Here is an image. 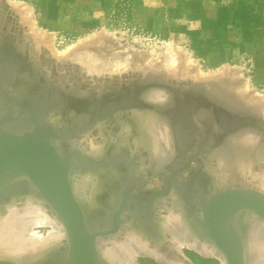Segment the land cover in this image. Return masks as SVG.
Returning <instances> with one entry per match:
<instances>
[{
    "label": "bare ground",
    "instance_id": "obj_1",
    "mask_svg": "<svg viewBox=\"0 0 264 264\" xmlns=\"http://www.w3.org/2000/svg\"><path fill=\"white\" fill-rule=\"evenodd\" d=\"M10 9L9 0H0V117L7 118L2 128L22 135L34 128V122L45 126L55 136L51 142L60 153L78 157L79 162L73 166V173L78 167L95 166L94 159L98 161L105 156L112 157L117 151L119 153L107 162L111 167L100 171L95 180L89 175H70L74 195L93 230H111L123 194L130 197L131 201L122 211L117 230L97 240L101 263L138 264L135 257L141 256L167 264H194L183 259L185 257L181 249L186 246L204 257L228 264L225 255L215 244L203 237L201 203L205 198L226 191L237 183L250 187L264 182V135L249 130L252 122L246 120L247 128L238 131V135L229 136L231 140L223 148L219 144L222 137L216 136L218 132L215 133L217 123L204 125L199 120L205 117V109H199L198 115L191 117V122L187 123L191 130H185L176 121L171 123L168 116L165 119L156 111L142 110L140 107L131 109L127 104L128 109L124 108L127 110L119 113V117L110 115L112 118L109 117V121L100 120L95 114L98 108H94L93 102L102 101L108 108H121L123 101L116 103L113 99L133 94L132 90L138 83L132 74L126 69H117L88 57L84 52L69 56L76 61L75 65L63 64L67 54H54L50 50V43L42 39L43 32L42 35L35 31L26 18L21 17L22 27H17L9 14ZM27 32H31L34 38L32 44L24 41ZM23 41L26 44L24 47H28L39 66L38 63L35 66L28 62L19 63L21 54L15 47ZM153 61L150 60L144 66L140 64L136 70L144 76L154 70ZM174 61L165 60L164 77L166 82L175 87L188 77L202 84L214 78L198 74L193 76L188 71V65L180 70V65ZM38 67L42 68L41 74L36 72ZM46 75L54 80V84L56 79L59 86L45 87L43 76ZM155 82L159 84L163 81L157 79ZM223 86L215 87L230 99H235V96L239 98V94L245 93V90L239 89L238 96L233 95ZM150 91L149 101L162 105L169 103L172 98L179 102V112L184 115L189 93H174L161 88ZM81 116L82 119L87 118L84 121L86 123L81 121ZM122 116H129L130 119H123ZM261 117L264 130V114ZM218 122L226 133L230 126L239 125L241 121L221 116ZM111 140L113 144L115 142V152L110 151ZM61 145L70 146V149H64L65 146ZM119 146L131 147L130 159L135 157L134 153L141 151L147 157L141 163L137 158L128 159L129 165L122 169L121 164L128 161L118 149ZM178 152L185 156L168 169L172 164V155ZM89 155L94 159L91 160ZM162 165L165 169L161 168ZM91 181L94 183L91 184ZM36 227L51 230L45 235L36 232ZM236 228L244 240L245 263L264 264V219L245 210L239 214ZM58 245L63 248L57 251L54 248ZM68 250V237L63 223L31 183L18 179L5 189L0 197V264H67Z\"/></svg>",
    "mask_w": 264,
    "mask_h": 264
},
{
    "label": "rangeland",
    "instance_id": "obj_2",
    "mask_svg": "<svg viewBox=\"0 0 264 264\" xmlns=\"http://www.w3.org/2000/svg\"><path fill=\"white\" fill-rule=\"evenodd\" d=\"M9 2L13 9L9 10V14L14 19L13 23L22 27L21 17L23 19L26 18L28 23L33 25L35 31L40 34L43 32L42 39L44 38L50 43V50L54 54L59 53L57 55L61 54L63 56L67 54L62 61L63 64L75 65L76 61L71 60L69 56L73 55V53L84 52L88 57L96 58L98 61L117 69H126L130 75L132 74V78L138 83L135 85V90H132L133 94L125 95V97L120 96L117 100L113 99L116 103L123 101L124 104L121 108L116 106L108 108L104 103H101L102 101L93 102L94 108H98L95 114L99 119L109 121V117L112 115L117 116L119 113H125L128 109L127 104L130 105L129 108L131 109L140 107L139 109L142 110L156 111L164 118L168 116L171 123L176 121L185 130H191L190 127L188 128L187 123L191 122L192 116H197L200 110L205 109V117L203 119L199 117V120H202L204 125L217 123H215V126L218 127L215 133L218 132L216 136L220 135L222 137L219 144L223 148L231 140L229 136L238 135L242 129L247 128V126L245 127L246 120H251L252 122L249 130L264 135L262 133L264 130L261 117L264 114V14L259 13L253 19H250L251 16H249V22L251 23H247V28L242 30L235 22L246 17L238 14V12H235L234 15L221 16L220 13H217V6L222 3L220 0H9ZM233 2L238 8L245 7L247 3L245 0H234ZM261 10V7H259V11ZM229 17L232 18L231 21H234V25L231 29H225L219 24V20ZM18 21L20 22L19 24ZM27 34L28 32L24 35V39L26 38L24 41L27 40L28 43L32 44L34 38L31 32V35L28 34L27 36ZM28 38H31V41ZM24 41L15 47L16 51L21 54L19 63L27 64L28 62L33 63L35 66L38 61L30 55L28 47L25 48L26 44ZM166 59L169 61H174L175 59L181 67L180 70H184V67L188 65L190 68L188 71L192 72L193 76L198 74L214 78L209 81H203L202 84V82H194L193 77H188L187 80L184 79V81L182 79L179 82L181 86L176 85L175 87V85L173 86L165 81L164 71L166 70L164 64ZM150 60H154V70L142 76L136 69L140 64L144 66ZM37 66H39V63ZM37 69L36 72L41 74L42 68L38 67ZM82 72L86 75L84 70ZM137 78L139 79L137 80ZM157 79L163 82L155 84L158 83L155 82ZM43 80H46L45 82L43 81L45 87L59 86L56 79L54 84V80L51 77L49 78V75L43 76ZM152 83L155 85H152ZM215 86H223L233 95L237 94V96L239 89L245 90V93L239 94L241 96L239 98L235 96V99H230L225 94L220 93ZM140 88L142 90L145 89L144 92L140 91ZM159 88L171 90L174 93L177 91L189 93L188 100L186 99L187 106H184V115L180 114L181 111L179 112V102H175L172 98L169 103L162 104L163 106L155 105V103L149 101L150 90ZM214 90H217L216 94ZM136 91L140 94L138 95ZM227 95L230 96L229 94ZM138 98L140 99L138 100ZM145 104L147 105L146 107ZM207 116L208 118H206ZM221 116L233 121L237 119L241 122L239 125L233 124V126H230V130L225 133V130H222L218 122ZM257 116L260 117L257 118ZM80 118L83 122L87 120V118L84 119L85 117L82 119V116ZM126 118L130 119L129 116L123 117V119ZM258 129L261 133L258 132ZM75 140L79 139L75 138ZM194 142L196 141L194 140ZM114 145L115 142L113 144L111 140L109 144L111 146L110 151L115 152L114 147L116 145ZM61 146H65L64 149H70V146ZM119 147L118 149L125 154V158L128 161L121 164L122 169L124 167L125 169L127 168L131 159L137 158L141 163L147 157V154L140 150L141 152L134 153L133 156L135 157L130 159L132 155V152L130 153L132 151L131 147ZM117 154H119L118 151L114 155L117 157ZM114 155L112 157L105 156V159L98 161L89 155L91 160L94 159L95 166L78 167L79 170H74V173H71H73V176L79 177L89 175L95 180L96 176H99L100 171L111 167L107 162L111 161ZM184 156L183 153L179 154V152L173 154L172 160L170 159L172 164L168 169L180 162ZM70 183L73 188L71 179ZM92 183L94 182L91 181ZM238 184L227 188V190L243 188L264 194V182L255 186L251 185L250 187ZM50 230L51 228H35L36 232H41L45 235ZM62 248V245H58L54 249L58 251ZM181 251L185 257L182 258L194 264L220 263L218 259L204 257L186 246ZM135 261L138 264H167L154 258H143L141 256H136Z\"/></svg>",
    "mask_w": 264,
    "mask_h": 264
},
{
    "label": "water",
    "instance_id": "obj_3",
    "mask_svg": "<svg viewBox=\"0 0 264 264\" xmlns=\"http://www.w3.org/2000/svg\"><path fill=\"white\" fill-rule=\"evenodd\" d=\"M5 109H8L6 105ZM6 120V117H0V197L18 179L31 183L65 227L69 244L66 263L102 264L97 253V240L117 230L130 197L123 194L111 230L91 229L70 183L78 157L60 153L51 142L55 136L45 126L34 122L30 132L20 135L2 128ZM201 210L203 237L215 244L228 264H246L244 240L237 231L236 220L245 210L264 219V194L248 189L226 190L205 198Z\"/></svg>",
    "mask_w": 264,
    "mask_h": 264
},
{
    "label": "crops",
    "instance_id": "obj_4",
    "mask_svg": "<svg viewBox=\"0 0 264 264\" xmlns=\"http://www.w3.org/2000/svg\"><path fill=\"white\" fill-rule=\"evenodd\" d=\"M232 1V2H231ZM234 0H220L219 6H217L218 10L217 13H220L221 16H227L228 14L234 15L235 12H238V14H242L245 16V19H239L235 23L237 26H239L242 30H245L247 27V23L249 22L250 19H253V17L259 13L264 14V0H245L246 6L242 8H238V6L235 5L233 2ZM236 1V0H235ZM263 4V5H262ZM226 5V6H225ZM251 5V7H249ZM236 7V8H235ZM259 7H261V11H259ZM249 16L250 19H249ZM232 18H225L224 20L220 19L219 24L222 25L223 28L225 29H231V27L234 25L233 22L231 21ZM248 21V22H247Z\"/></svg>",
    "mask_w": 264,
    "mask_h": 264
}]
</instances>
